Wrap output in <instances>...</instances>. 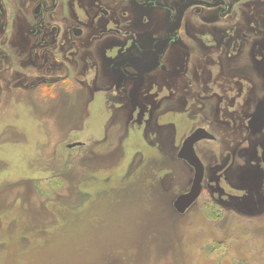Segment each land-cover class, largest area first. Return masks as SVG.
<instances>
[{
    "label": "rangeland",
    "instance_id": "374dc122",
    "mask_svg": "<svg viewBox=\"0 0 264 264\" xmlns=\"http://www.w3.org/2000/svg\"><path fill=\"white\" fill-rule=\"evenodd\" d=\"M16 79L0 92V264H264V123L249 101L206 112L149 95L135 116L94 89L44 96L43 49ZM198 126L219 141L198 145L204 193L179 214L193 170L177 152Z\"/></svg>",
    "mask_w": 264,
    "mask_h": 264
},
{
    "label": "flooded vegetation",
    "instance_id": "af4514ba",
    "mask_svg": "<svg viewBox=\"0 0 264 264\" xmlns=\"http://www.w3.org/2000/svg\"><path fill=\"white\" fill-rule=\"evenodd\" d=\"M40 49L44 96L54 89L77 96L81 87L94 89L126 101L135 116H141L142 99L149 95L199 100L206 112L210 103L221 107L225 100L242 99L256 121L264 106V82L244 75L251 68L264 73V0H0V92L3 82H17L18 65L36 60ZM20 74L25 88L28 72ZM199 129L212 136L195 144L204 193L207 167L198 145L219 139L198 126L177 152L193 170L190 189L179 196L191 190L196 174L179 152Z\"/></svg>",
    "mask_w": 264,
    "mask_h": 264
},
{
    "label": "water",
    "instance_id": "95a60500",
    "mask_svg": "<svg viewBox=\"0 0 264 264\" xmlns=\"http://www.w3.org/2000/svg\"><path fill=\"white\" fill-rule=\"evenodd\" d=\"M261 112L258 114V117H260L257 118L258 120L262 119L259 123H264V114L261 116L263 113ZM211 138L212 136L206 130L199 129L184 141L182 149L179 152V157L188 161L196 170L195 179L191 190L188 193L179 196L175 202V207L180 214H184L196 202L202 192L204 166L196 154L195 144L201 140Z\"/></svg>",
    "mask_w": 264,
    "mask_h": 264
},
{
    "label": "bare ground",
    "instance_id": "6f19581e",
    "mask_svg": "<svg viewBox=\"0 0 264 264\" xmlns=\"http://www.w3.org/2000/svg\"><path fill=\"white\" fill-rule=\"evenodd\" d=\"M263 168H264V166H263Z\"/></svg>",
    "mask_w": 264,
    "mask_h": 264
}]
</instances>
